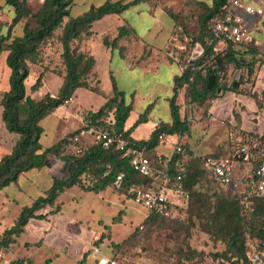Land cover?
Wrapping results in <instances>:
<instances>
[{"label": "trees", "instance_id": "obj_1", "mask_svg": "<svg viewBox=\"0 0 264 264\" xmlns=\"http://www.w3.org/2000/svg\"><path fill=\"white\" fill-rule=\"evenodd\" d=\"M144 0H105L99 5H91L86 11L77 16L70 15L71 0H43L39 10L32 15L26 0H5L12 7L13 16L9 27L21 19L33 16L36 26L31 27L25 23L22 35L11 37L10 28L7 33H0V54L6 51V64L10 69L8 78L9 87L0 93L1 120L10 133L17 134V138L9 153L0 157V189L11 182L17 181L19 175L32 168L41 167L48 154H55L62 161L61 176L54 177L51 185L38 196L30 205H23L13 224L4 229L0 236V247L6 248L23 232L25 225L31 218H41L46 206L54 207L57 197L66 189L78 186L86 191L99 192L112 186L118 192L133 198L129 193L131 187L150 186L152 180L138 171L130 164L122 152L114 147H105L101 142H94L83 148L81 152L74 150L66 152V148H74L72 137L79 131L74 130L68 136L58 140L51 146L42 147L39 140L42 134L41 120L53 112L57 107L68 101L78 88H87L100 92L99 88L91 85L96 78H92L95 59L92 55L80 49V42L87 40L92 34L93 22L108 14H120L129 6ZM227 0H211L212 5L205 6L201 18L200 29L195 36L187 33L183 24L177 21V13L169 11L173 17L174 25L171 31L168 52L170 60L175 62L178 56L180 65H185L181 73L174 77L173 93L169 98L171 122H159L147 139L134 140L130 137L131 130L139 123L147 120L149 108L147 107L134 124L124 130V124L132 109L131 103H126L124 93L116 88L113 78V94L97 110H80L79 116L86 124L114 132H123L129 143L141 150L151 160L153 166L168 173L169 182H181L189 192L187 205L178 208L170 216L157 212H147L143 225H150L154 220L161 218H176L181 212L189 213V217L204 219L206 227L203 228L214 240L222 244L221 250L211 254L212 258L227 260L230 264H247V238L252 237L258 241L264 240V206L263 200L257 196L244 199L246 191L237 188L235 193L225 195L214 192L212 199L206 198V193L195 189V185L205 171L199 166V157L195 155L187 143L182 144V153H172L169 157H158L156 147L161 138L169 135L191 134V125L188 116L181 114V104L178 95L183 92L187 102L200 104L209 94L222 91L236 90L240 80L236 79L229 87L221 85L225 71L235 70L236 77L248 78L254 73V65L260 61L256 55L257 44H237L229 42L226 47L219 45L218 40L211 33V25L217 14H224L222 6ZM195 6H204L202 1L188 0ZM184 2L182 9H185ZM132 28L119 26L118 33L111 40L103 37L105 45L114 46L116 41L132 32ZM48 38H52L61 48L59 58L61 64L57 74L62 77V84L57 94L48 92L36 99L27 93L25 80L29 76L28 63L42 62L43 56L39 53V46ZM11 39V40H9ZM7 42V43H6ZM198 42L203 52L194 60L187 61L190 48ZM177 43L184 44L182 50ZM251 54L250 61L246 56ZM44 69L30 86L32 91L38 90L42 85ZM213 75L215 82L210 89L207 88L209 77ZM243 81H246V79ZM243 79V78H242ZM264 97V91L262 92ZM264 140V133L259 137ZM222 155V154H208ZM228 156V155H222ZM231 156V155H229ZM201 162V161H200ZM202 164V163H201ZM121 175L118 185L117 177ZM231 190V189H230ZM233 191V190H232ZM248 203V205H246ZM123 211L113 218L114 223L122 219ZM142 229V226H139ZM108 239H110V226ZM114 249L118 244L110 243ZM15 264H30L22 260H14ZM47 259L44 264H48Z\"/></svg>", "mask_w": 264, "mask_h": 264}, {"label": "rangeland", "instance_id": "obj_2", "mask_svg": "<svg viewBox=\"0 0 264 264\" xmlns=\"http://www.w3.org/2000/svg\"><path fill=\"white\" fill-rule=\"evenodd\" d=\"M71 1L70 15L77 16L91 5H99L105 0ZM196 1H202L204 6L188 4V0H185V9L178 11L176 16L177 21L185 26L187 33L195 37L201 27V18L206 4L212 5L211 0ZM26 2L32 15L40 9L43 0H26ZM174 2L179 4L177 0ZM150 4L152 3H140L138 6L150 7ZM8 8L11 9V12L7 11ZM136 10L134 7L125 9L124 17L127 20L133 19L137 31L142 34L149 20L148 18L138 19ZM228 10L231 14L236 13L232 6L228 7ZM12 16V7L7 5L5 0H0L1 34L7 33L10 28L11 37L20 36L25 23H29L31 27L36 26L35 18L28 16L9 27ZM246 22L253 35V40H259L256 54H260V61L254 65V73L248 78L246 75L242 77L243 79L240 78L241 76L237 78L235 70L225 71L221 85L229 87L236 79L240 80V83L249 82V85L237 86L236 90L241 93V96L249 95L250 102L241 100L243 98L240 96L234 97L235 100L231 101L232 95L227 91L209 94L200 104L187 102L182 91L178 98L182 116L190 117L191 134L188 137L192 150L197 156L235 154L236 149L246 142L244 133L236 124L241 121L242 125H251L250 122L253 121V118L250 116V112L252 109L257 110L255 114H259L261 125L264 128V97L262 96L264 67L259 71L260 65L264 63V14L260 17L250 16ZM106 36L109 40L112 39L110 35ZM146 37L148 38V36ZM50 40L53 39L48 38L39 46V53L43 56L42 62L28 63L30 73L25 80V85L27 93L36 99L42 97L46 92L56 95L58 91L52 85L54 78H57V70L61 68L59 67L61 60L58 55V46ZM6 53L4 51V55ZM4 55L0 54V93L9 87V68ZM43 69V85L38 90L32 91L30 86ZM245 78H247L246 81H243ZM120 81L125 85H130L128 80L125 81V78H120ZM136 83L137 81L134 80L133 85ZM251 86H255L254 91ZM145 88V86L140 87L141 91H144ZM82 101L91 109H98L96 107H98L100 99L97 94L88 92L82 97ZM163 103L162 100L158 102L155 112L163 114ZM1 110L0 105V114ZM60 116L65 120L66 112L61 110ZM47 120L45 118L43 124ZM254 120L257 121V117H254ZM2 124L0 117V143L10 144L12 135H9L10 132ZM14 136L17 137V134ZM53 137V131L46 128L40 142L42 147L52 145ZM173 138L160 143L159 150L163 155L169 157L172 154L174 144L171 139ZM85 142L89 145L94 143L89 139ZM180 144L184 143L180 142ZM1 147L0 155L5 153ZM73 150V147L66 148V152ZM57 159L56 155H48L45 167L41 169L38 177H45L48 171L57 175L59 173ZM197 160L199 166L204 169L200 159ZM251 164L252 162L248 165L241 164L238 174L240 175L245 167H251ZM242 187L241 182L238 184V188L242 189ZM195 189L206 193L205 197L209 199H212L214 192L230 195L237 191L232 188L233 191L220 187L205 171L201 174ZM44 192L45 186L41 184L20 201H10L5 205L1 204L2 195L5 193L16 195V187L11 185L0 192V236L4 229L13 224L22 205H28ZM55 205H59L60 209L55 211L54 207L46 206L42 209L45 216L29 221L24 231L6 247L8 257L13 260L23 259L25 262H31L30 264H44L47 259L49 260L48 264H101L99 262L101 258H114L118 260L119 264H230L227 260L212 258L211 254L215 253L217 248H222V244L204 231L203 228L206 227L204 219L197 216L191 218L189 213L181 212L176 218H158L150 225H143L142 221L147 215V210L133 198H128L112 186L97 193L74 186L60 194ZM120 211L124 212L122 219L120 222L114 223L112 220ZM106 226H110V239H108ZM139 226H142V229ZM254 240V238L248 237L246 244ZM111 242L118 244L119 247L114 249ZM93 245L100 248L97 255L93 252Z\"/></svg>", "mask_w": 264, "mask_h": 264}, {"label": "crops", "instance_id": "obj_3", "mask_svg": "<svg viewBox=\"0 0 264 264\" xmlns=\"http://www.w3.org/2000/svg\"><path fill=\"white\" fill-rule=\"evenodd\" d=\"M177 2H179V4H176L174 0H144L129 6L128 8L134 7V9H137L135 13L138 19L144 20V18H148L149 20V23L145 27V31L142 34L137 31L134 23L135 21H133V19L127 20L124 17V11L120 14L105 15L101 19L93 22L91 27L92 34L89 39L82 40L80 42V49L92 55L95 59L92 78L95 77L98 82L96 83L94 80L91 82V85L97 86L100 92H95L87 88H78L72 95L69 102L57 107L55 111L51 112L41 120L40 125L43 131L39 142H41L46 128L53 131L54 137L52 139V145L64 136H67L68 133L80 128L82 126V121L79 116V111L97 110L86 106L82 101V97L88 92L97 94L100 101L97 105L98 107L96 108L101 107L106 102L107 98L113 94L111 78H113L116 88L124 93L126 103L132 104V109L124 124V130L130 128L139 118L140 114L143 113L147 107L149 108L147 120L139 123L131 130L130 137L132 139H147L159 122H171L169 98L173 93L174 77L179 75L181 70L180 65L171 61L169 58L170 53L168 52V44L170 42L171 31L174 25L173 17L170 15L169 11L174 13L180 11L185 0H177ZM140 3H152L153 5L150 4V7L145 5V7L142 8L138 6ZM7 11L11 12V9L8 8ZM119 26L132 28L133 31L127 36H123L117 40L113 47L105 45L102 38L106 35H110L112 38L116 36ZM146 36H148V38ZM258 43L259 40H255V44L258 45ZM177 45L181 44L177 43ZM58 49L59 54L61 48L58 47ZM1 54L4 55V51ZM4 56L6 58V54ZM245 56V61H250V57H252V55L248 54ZM256 56L259 57L260 54H257ZM263 67L264 63L260 65L259 71ZM56 77L57 78H54L52 86L58 90L63 79L58 74ZM120 78H125V81L128 80L130 85L121 83ZM134 80L137 81L136 85H133ZM249 84V82L241 83L240 87ZM142 86L146 87L144 91H141L140 89ZM251 87L254 91L255 86ZM227 92L233 96H231V101H234L236 97L240 96L243 98L241 100L247 103L250 102L249 99L251 97H249V95L241 96V93L237 90H229ZM179 96L180 93L178 98ZM160 100L164 102L163 114L155 112ZM61 110L66 112L67 116L65 120L60 116ZM256 111V109H252L250 112V116L253 118V121L250 122L251 125H242L241 121L236 124L242 130L245 137L259 138L264 133V128L261 125V119L259 114H255ZM254 117H257V121L254 120ZM45 118L48 120L45 124H43ZM9 135H12L10 136V139L12 140L10 144L0 143V146H2L1 148H3L5 152L1 154L0 157L11 151L17 138L14 136V133H10ZM172 137H174L171 139L172 142L177 141L179 143H187L190 149H192L189 141L190 139L187 135H169L167 136V140ZM159 145L156 147L157 154L163 155L159 150ZM48 146H51V144L45 147ZM47 156L45 157L44 163L41 167L32 168L21 173L17 181L11 182L0 189V192H2L4 189L11 187V185H15L17 190L16 195H12L11 193L1 194V204L5 205L10 201H20L25 195L37 189L41 184H44L46 190L51 185L54 177L61 176L62 161L60 157L56 155L58 157L57 163L59 173L56 175L55 173L48 171L45 177H38L41 169L45 167ZM32 202L33 201L28 203V205ZM41 213L43 212L41 211ZM31 219H29V221ZM221 249L222 248H217L216 250Z\"/></svg>", "mask_w": 264, "mask_h": 264}, {"label": "built area", "instance_id": "obj_4", "mask_svg": "<svg viewBox=\"0 0 264 264\" xmlns=\"http://www.w3.org/2000/svg\"><path fill=\"white\" fill-rule=\"evenodd\" d=\"M234 7L236 13L231 14L228 7ZM224 14H217L211 25V33L218 40L219 45L226 47L229 42L237 44H247L255 42L251 34L247 20L250 16L260 17L264 14V0H227L222 6ZM179 47L185 50V45ZM203 52L202 46L196 42L190 48L187 61L194 60ZM178 64V56H174ZM185 65H180L182 71ZM71 98L65 103L69 102ZM188 120L190 117L188 116ZM82 121L79 131L72 137L74 151L79 153L87 147V139L92 142H101L105 147H114L122 152V157L128 158L130 164L139 173L148 176L152 182L150 186L131 187L129 193L133 195L135 202L142 205L147 212H157L170 216L178 208L187 205L189 192L181 182H169L168 173L152 165L151 160L144 154L143 150L131 145L125 138L123 132H114L102 130L100 128L86 124ZM246 142L241 144L231 156L222 155H201L198 156L202 166L207 171L212 180L222 188L236 190L238 184L242 182V192L250 188L244 194V199L251 196L260 197L264 206V140L259 138L246 137ZM85 140V141H84ZM167 136L161 138V142L166 141ZM173 152L182 153V146L174 141ZM172 152V153H173ZM160 159L161 155L158 154ZM251 167H245L239 175L238 169L241 164ZM121 175L117 177L118 181ZM231 189V190H232ZM248 205V203H246ZM247 264H264V240H254L247 244ZM93 252L97 255L100 252L99 246L93 245ZM101 264H119L114 258H101ZM0 264H15L14 260L8 257L6 248L0 247Z\"/></svg>", "mask_w": 264, "mask_h": 264}, {"label": "water", "instance_id": "obj_5", "mask_svg": "<svg viewBox=\"0 0 264 264\" xmlns=\"http://www.w3.org/2000/svg\"><path fill=\"white\" fill-rule=\"evenodd\" d=\"M215 82V77L213 75H211L209 77V81H208V84H207V88L210 89L212 87V85L214 84Z\"/></svg>", "mask_w": 264, "mask_h": 264}]
</instances>
